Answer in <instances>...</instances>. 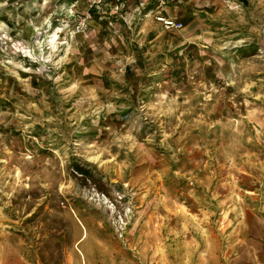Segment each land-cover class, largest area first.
<instances>
[{
	"label": "rangeland",
	"instance_id": "1",
	"mask_svg": "<svg viewBox=\"0 0 264 264\" xmlns=\"http://www.w3.org/2000/svg\"><path fill=\"white\" fill-rule=\"evenodd\" d=\"M96 10L0 0V264H264V0Z\"/></svg>",
	"mask_w": 264,
	"mask_h": 264
},
{
	"label": "built area",
	"instance_id": "2",
	"mask_svg": "<svg viewBox=\"0 0 264 264\" xmlns=\"http://www.w3.org/2000/svg\"><path fill=\"white\" fill-rule=\"evenodd\" d=\"M79 1L80 0H75L76 3ZM84 3H86V5H87V11L88 10H95V12H98V10H96V9H99L103 5L104 0H84ZM73 14L76 15V13H73ZM86 16L87 17L89 16V11L87 12V15H84V16L78 15L77 16L78 20L76 21V26L78 28L82 29L85 26ZM159 19L163 22V24L166 28H180L181 27V23L176 21V20H172L170 18H165V17H160Z\"/></svg>",
	"mask_w": 264,
	"mask_h": 264
},
{
	"label": "bare ground",
	"instance_id": "3",
	"mask_svg": "<svg viewBox=\"0 0 264 264\" xmlns=\"http://www.w3.org/2000/svg\"><path fill=\"white\" fill-rule=\"evenodd\" d=\"M42 2H43V0H42ZM62 30H63V28L61 26L55 27L54 30H52L53 31L52 33H48L46 35V38H49L48 42H50V44H54L55 41L57 40V38H59L60 34L62 33Z\"/></svg>",
	"mask_w": 264,
	"mask_h": 264
}]
</instances>
